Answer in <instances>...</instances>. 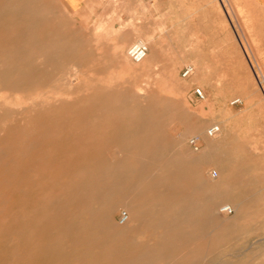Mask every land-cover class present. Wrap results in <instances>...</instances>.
<instances>
[{
  "label": "rangeland",
  "instance_id": "374dc122",
  "mask_svg": "<svg viewBox=\"0 0 264 264\" xmlns=\"http://www.w3.org/2000/svg\"><path fill=\"white\" fill-rule=\"evenodd\" d=\"M152 3L0 0V264H264V21L248 0ZM139 185L157 196L126 231Z\"/></svg>",
  "mask_w": 264,
  "mask_h": 264
},
{
  "label": "bare ground",
  "instance_id": "6f19581e",
  "mask_svg": "<svg viewBox=\"0 0 264 264\" xmlns=\"http://www.w3.org/2000/svg\"><path fill=\"white\" fill-rule=\"evenodd\" d=\"M17 4V3H16ZM9 5V4H8ZM14 7V6H13ZM17 11V10H16ZM20 12V11H19ZM21 13H22V11H21ZM24 14H22V16H23ZM25 38V37H24ZM141 42H143V41H141ZM147 42V44L148 45H150V41L149 40H147L146 41ZM1 47V46H0ZM47 52H48V49L47 48H41L39 51H38V53H40L41 54V56L42 57H46L47 56ZM13 56V55H12ZM147 57H148V55H147ZM147 57L140 63V64H142V65H144L143 63L144 62H148L149 61V58L147 59ZM122 61H123V59H122ZM26 63V62H25ZM124 72H125V70L124 69H122ZM36 74V73H35ZM41 76V75H40ZM39 76V77H40ZM176 76V66H174L172 69H171V77L173 78V77H175ZM121 84V83H120ZM136 86V85H135ZM147 86V85H146ZM145 86V87H146ZM148 87V86H147ZM15 88V87H14ZM114 89V88H113ZM136 89V88H135ZM148 89V92H150V90H149V88H147ZM118 90V89H117ZM134 92H135V96H137V97H141V96H143L144 95V92L142 91V89H139V90H137V91H135V90H133ZM85 93V92H84ZM122 94V93H121ZM12 100V99H11ZM53 100H54V102H57V98H53ZM14 101V100H13ZM132 101V100H131ZM139 103H140V101H139ZM154 103H156V102H154ZM19 104V103H18ZM18 104H16V105H18ZM51 104V103H50ZM50 104H49V106H50ZM137 104H138V102H137ZM142 105V104H141ZM143 105H146L147 106V102H146V104H143ZM52 106V105H51ZM138 106V108H139V105H137ZM146 106H144L145 107V109H143V110H146ZM142 107V106H141ZM202 107V106H201ZM50 108V107H49ZM156 108H158V107H156ZM156 108H154V110L156 109ZM51 109V108H50ZM54 109H56V108H54ZM53 109V110H54ZM62 109V108H61ZM63 111H64V109H63ZM145 112V111H144ZM155 112H153V114H154ZM66 117V116H65ZM152 117V116H151ZM18 120V119H17ZM70 120V119H69ZM71 121V120H70ZM9 123V122H8ZM192 123V122H191ZM191 123H190V125H189V127L191 126ZM1 124V123H0ZM24 124H25V122H24ZM189 124V123H188ZM3 127H4V125H2ZM153 126V125H152ZM23 127V126H22ZM69 127H71V126H69ZM107 128H109L108 126H107ZM103 131V130H102ZM147 131V130H146ZM159 131V130H158ZM142 132V131H141ZM136 133V132H135ZM203 134H205V133H203ZM85 135V134H84ZM144 136V135H143ZM161 137V136H160ZM95 138H97V137H95ZM94 138V139H95ZM118 138V137H117ZM123 138V137H122ZM121 138V139H122ZM162 139V138H161ZM117 141V140H116ZM159 142V141H158ZM169 142V141H168ZM116 143V142H115ZM90 144V143H89ZM25 145V144H24ZM155 145V144H154ZM164 145V144H163ZM27 146V145H26ZM75 146V145H74ZM124 146V145H123ZM122 146V147H123ZM141 146V145H140ZM139 146V147H140ZM170 147H171V145H169ZM15 148V147H14ZM13 148V149H14ZM141 148V147H140ZM162 148V147H161ZM77 149V148H76ZM206 149H208V148H206ZM168 150H169V148H168ZM11 151V150H10ZM203 151V150H202ZM12 152V151H11ZM77 152V151H76ZM153 156V155H152ZM165 158V157H164ZM174 159V158H173ZM187 160V159H186ZM173 162V161H172ZM192 163V162H191ZM190 163V164H191ZM196 162H193V164H195ZM192 164V165H193ZM169 165V164H168ZM188 166V165H187ZM162 167V166H161ZM127 168H129V167H127ZM187 169V168H186ZM179 171V170H178ZM142 172L143 171H137L136 173H135V179H137L141 174H142ZM168 172V171H167ZM180 172V171H179ZM160 173V172H159ZM158 173V174H159ZM171 173V172H170ZM191 174V173H190ZM50 190H52V189H50ZM110 191V194L112 195V197H113V199L115 200V201H118V199H119V197H120V193H119V191H117L116 189H114V188H112L110 185L108 186V187H106L105 189L104 188H101V192L103 193V192H107V191ZM54 192V191H53ZM94 189L90 186V189H89V192H88V195H89V200L91 201L92 199H93V197H94ZM155 196H157L156 195V191L154 190V188H153V185H149V186H144L143 188L139 185V187L137 188V190H136V194L135 195H131L129 198H128V201L130 202V203H128V205H127V207H126V209L129 211V213H130V218H128V220H127V222L123 225L124 227L122 228V229H124V230H126V231H132V230H134V228H135V225L134 224H132V222L133 221H135V218H139V215H140V204H141V202L143 201V199H151V198H154ZM14 199H16V198H14ZM2 200V199H1ZM23 200V199H22ZM21 200V201H22ZM20 201V200H19ZM177 202V201H176ZM75 203V202H74ZM223 203V202H222ZM67 204V203H66ZM219 204H221V203H219ZM245 204V203H244ZM72 206H73V204H72ZM75 206H76V204H75ZM78 207V206H77ZM82 208H83V206H81ZM80 207V208H81ZM85 207V206H84ZM79 208V207H78ZM68 210V209H67ZM208 212H210L211 214L214 212V210H215V204H210L209 205V207H208ZM88 211V210H87ZM44 213H46V212H44ZM142 213V212H141ZM185 213H187V211L185 210ZM146 214V213H145ZM90 215V214H89ZM52 216V215H51ZM87 219V218H86ZM153 219V218H152ZM125 238V237H124ZM182 238H185V237H182ZM186 244H187V242H186ZM194 251V250H193ZM99 255V254H98ZM26 257V256H25ZM31 257V256H30ZM32 257H34V256H32ZM28 258V257H27ZM35 258V257H34ZM131 261H132V258L130 259ZM145 262V261H144ZM146 263H148L147 261H146Z\"/></svg>",
  "mask_w": 264,
  "mask_h": 264
},
{
  "label": "crops",
  "instance_id": "0c3cea01",
  "mask_svg": "<svg viewBox=\"0 0 264 264\" xmlns=\"http://www.w3.org/2000/svg\"><path fill=\"white\" fill-rule=\"evenodd\" d=\"M64 7L72 14L78 15L85 13L89 10L90 15H107L109 8H107V3L110 0H60ZM142 1V6L145 4L152 6L153 0H140ZM150 1V3H149ZM252 6L253 11L258 15L259 21H264V0H248ZM131 8H134L130 12L132 16H138L139 0H130ZM137 28V27H136Z\"/></svg>",
  "mask_w": 264,
  "mask_h": 264
},
{
  "label": "built area",
  "instance_id": "2783aa9c",
  "mask_svg": "<svg viewBox=\"0 0 264 264\" xmlns=\"http://www.w3.org/2000/svg\"><path fill=\"white\" fill-rule=\"evenodd\" d=\"M149 53V48L147 44L141 41H137L133 44H131L127 51H126V56L127 58L133 62V63H140L142 62L148 55ZM194 73V69L192 66H186L183 71L181 72V77L182 78H189L192 76ZM193 95L200 101L204 100V93L200 88H195L193 90ZM208 134L210 136L215 134V128H210L208 129ZM196 139H191L190 144L196 146ZM211 177H216V172L212 171L210 173ZM220 212L223 214H232L233 210L230 206H224L220 209ZM128 220V216L125 212L120 213L119 215V223L124 224Z\"/></svg>",
  "mask_w": 264,
  "mask_h": 264
}]
</instances>
